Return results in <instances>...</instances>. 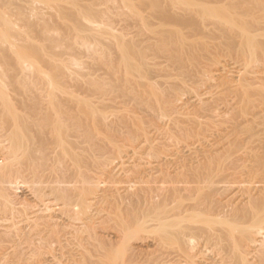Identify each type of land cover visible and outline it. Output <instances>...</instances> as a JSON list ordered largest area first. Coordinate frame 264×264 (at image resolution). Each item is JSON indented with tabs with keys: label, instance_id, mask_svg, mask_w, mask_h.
Instances as JSON below:
<instances>
[{
	"label": "bare ground",
	"instance_id": "bare-ground-1",
	"mask_svg": "<svg viewBox=\"0 0 264 264\" xmlns=\"http://www.w3.org/2000/svg\"><path fill=\"white\" fill-rule=\"evenodd\" d=\"M0 264H264V0H0Z\"/></svg>",
	"mask_w": 264,
	"mask_h": 264
},
{
	"label": "rangeland",
	"instance_id": "rangeland-1",
	"mask_svg": "<svg viewBox=\"0 0 264 264\" xmlns=\"http://www.w3.org/2000/svg\"><path fill=\"white\" fill-rule=\"evenodd\" d=\"M78 3V1H74V3L73 4H77ZM215 30V29H214ZM216 31V30H215ZM199 42H200V40H199ZM225 58V59H224ZM223 59H222V61H223V64L221 63V65L222 66H224L223 68H226V66H229V64L228 63H230L231 64V59L229 60V57H224ZM228 60H227V59ZM226 60V61H225ZM226 62V63H225ZM220 64V63H219ZM219 64H217V69H220V68H222V66H220ZM220 66V67H219ZM93 68V67H92ZM119 161V160H118ZM117 160L113 163V167L111 166V168L113 169L112 171H113V173H114V175H115V178H121V175H122V177H123V173H124V170H122L123 168H122V166H120L119 165V162H118ZM121 162V161H120ZM117 164V165H116ZM115 166V167H114ZM120 166V167H119ZM123 166H127L126 164L125 165H123ZM115 168V169H114ZM116 171H118V172H116ZM120 171H121V173L122 174H120ZM123 171V172H122ZM115 173H119L120 174V177H119V174H117V176H116V174ZM160 182H159V184H158V181H157V185H160L161 187H164L165 185V183H163V181L164 180H159ZM121 184H118L117 186L120 188V186H121V190H123L124 188H126L127 186L126 185H128V184H126L125 182H120ZM124 183L126 184V185H124ZM161 183V184H160ZM124 185V188L122 189V186ZM22 186H26V185H22ZM21 186V189H19L20 190V192H19V190H18V196H21V195H23L22 193H24L25 195H26V189L24 188V187H22ZM126 186V187H125ZM24 188V189H23ZM23 189V190H22ZM28 195V194H27ZM24 196V195H23ZM149 241H150V239H149Z\"/></svg>",
	"mask_w": 264,
	"mask_h": 264
}]
</instances>
